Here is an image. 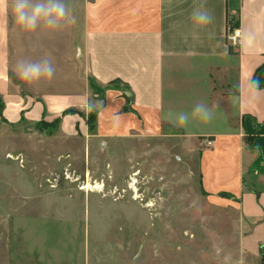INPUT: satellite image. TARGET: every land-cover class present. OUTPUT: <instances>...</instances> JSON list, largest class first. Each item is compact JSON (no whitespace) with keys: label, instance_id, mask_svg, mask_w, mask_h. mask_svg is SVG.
Listing matches in <instances>:
<instances>
[{"label":"crops","instance_id":"obj_1","mask_svg":"<svg viewBox=\"0 0 264 264\" xmlns=\"http://www.w3.org/2000/svg\"><path fill=\"white\" fill-rule=\"evenodd\" d=\"M74 23L25 31L12 0H0V98L11 122L51 119L99 98L103 137L177 136L201 140L203 189L227 194L243 227L239 250L264 264V0H66ZM203 5L212 22L191 19ZM237 27L236 44L226 33ZM49 58L51 79L21 80V61ZM88 78L115 90L92 92ZM257 81L259 90L249 85ZM97 88V87H96ZM99 88L97 89V91ZM203 101L213 118L174 123ZM127 107V111L123 110ZM77 120L76 117H70ZM69 118V119H70ZM206 141H210L207 146Z\"/></svg>","mask_w":264,"mask_h":264},{"label":"rangeland","instance_id":"obj_2","mask_svg":"<svg viewBox=\"0 0 264 264\" xmlns=\"http://www.w3.org/2000/svg\"><path fill=\"white\" fill-rule=\"evenodd\" d=\"M99 106L11 122L0 98V264H252L237 207L203 189L202 141L100 136Z\"/></svg>","mask_w":264,"mask_h":264},{"label":"clouds","instance_id":"obj_3","mask_svg":"<svg viewBox=\"0 0 264 264\" xmlns=\"http://www.w3.org/2000/svg\"><path fill=\"white\" fill-rule=\"evenodd\" d=\"M14 21L25 31H34L41 25L49 29H58L65 23H74V18L66 0H12ZM192 21L200 26L210 24L212 15L203 5L193 9ZM16 72L18 77L31 84L42 78L51 79L54 68L49 58L40 61H21ZM253 91L259 90V84L253 80L249 85ZM191 118L208 122L213 118V110L203 101L196 103L191 112L180 111L176 113L174 123L177 126H187Z\"/></svg>","mask_w":264,"mask_h":264},{"label":"built area","instance_id":"obj_4","mask_svg":"<svg viewBox=\"0 0 264 264\" xmlns=\"http://www.w3.org/2000/svg\"><path fill=\"white\" fill-rule=\"evenodd\" d=\"M240 36V30L237 27L231 28L226 33V40L231 44H236ZM210 144V141H207Z\"/></svg>","mask_w":264,"mask_h":264}]
</instances>
